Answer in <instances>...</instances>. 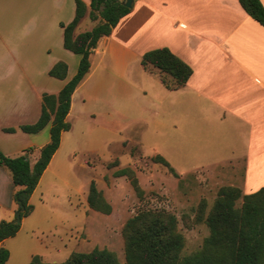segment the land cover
<instances>
[{"label":"rangeland","instance_id":"374dc122","mask_svg":"<svg viewBox=\"0 0 264 264\" xmlns=\"http://www.w3.org/2000/svg\"><path fill=\"white\" fill-rule=\"evenodd\" d=\"M97 23L84 18L76 34L90 31ZM29 50V62L19 63L9 79L0 82V91L18 88L25 92V125L38 120L35 112L38 114L41 107L42 95L57 94L75 75L80 59L64 50L60 29L43 35L38 47ZM90 61L93 72L82 81L73 101L68 119L71 129L64 134L58 153L32 194L34 211L25 217L23 232L4 244L9 251L7 264H28L37 255L49 263H61L72 253L94 249L114 253L124 264V226L144 210L175 217L177 232L184 239L181 256H187L199 251L209 236L206 219L220 190L236 188L242 196L247 194L242 188L243 163L233 162L232 156V152H241V146L225 136L214 137V131L198 130L183 115L179 117L173 106L176 97L163 88L157 91L153 84L143 85L144 90L137 91L140 86L131 74L135 61L129 67L115 63L109 48ZM58 62L68 68L64 81L48 75ZM24 137L19 143L23 153L30 155L32 168L36 157L32 151L49 137V128L39 138ZM156 156H161L177 176L154 163ZM1 169L2 191L9 192L7 178L12 185L11 175L7 168ZM121 169L133 172L143 192L141 198L129 179L115 177ZM92 181L111 207L109 215L88 207ZM1 202H7V194ZM241 205L242 197L234 207Z\"/></svg>","mask_w":264,"mask_h":264},{"label":"crops","instance_id":"0c3cea01","mask_svg":"<svg viewBox=\"0 0 264 264\" xmlns=\"http://www.w3.org/2000/svg\"><path fill=\"white\" fill-rule=\"evenodd\" d=\"M81 1L86 12L80 22L86 17L90 20L89 0ZM260 2L264 7V0ZM74 16L75 0H0V82L8 80L19 63L29 62V49L38 47L43 35L62 30L60 25L69 24ZM97 21L100 19L92 22ZM76 29L75 36L78 35ZM106 48L110 49L115 63L129 67L131 61H135L131 74L140 86V90L135 88L137 91H143V85L145 88L155 86L157 91L163 88L176 97L173 106L179 117L183 115L184 119L196 124L198 130L214 131V137L225 136L232 144L242 147L239 154L232 152V156L235 157L233 162L243 163L245 193L251 194L264 187V183H260L264 180V28L245 13L237 0H134L129 14L119 21L110 36L98 42L90 58L104 54ZM160 48L168 49L192 71L186 84L178 90L168 91L157 75L144 71L140 65L143 54ZM92 72L90 61L85 80ZM79 87L71 96L66 122ZM24 97L25 92L18 88L0 91V152L9 158L24 154L19 140H25V135L39 138L37 136L50 127L48 125L37 134L20 131V127L25 126ZM41 107L38 114L35 112V119L40 116ZM5 129L15 132L7 133ZM66 133L61 134L59 148L44 173L51 166ZM48 142L49 137H46L32 151L36 156L33 163ZM2 167L0 222H9L15 218L17 206L13 195L20 187L13 183L12 187L7 178L9 192L2 191ZM4 194H7L6 203L1 202ZM25 219H21L16 235L23 232ZM9 239L3 241V247ZM39 257L49 263L44 256Z\"/></svg>","mask_w":264,"mask_h":264},{"label":"trees","instance_id":"16d2710c","mask_svg":"<svg viewBox=\"0 0 264 264\" xmlns=\"http://www.w3.org/2000/svg\"><path fill=\"white\" fill-rule=\"evenodd\" d=\"M245 13L264 28V7L260 0H237ZM89 18L100 21L90 31L74 35V31L84 17L86 7L81 0H75V16L67 24H61L63 48L79 56L75 75L61 88L57 95L43 94L41 114L31 125L20 127L26 134H37L49 127V142L40 150L32 168L26 154L9 158L0 152V166L7 168L12 183L20 187L13 195L20 212V218L29 216L33 207L29 200L36 189L41 176L53 155L59 148L61 134L70 130L66 117L70 110L71 96L82 83L90 70V56L98 42L111 35L119 21L129 14L120 0H89ZM140 65L148 73L157 75L160 83L168 91L183 87L191 76V69L168 49L161 48L143 54ZM67 65L56 63L49 71L51 78L64 80ZM4 132L14 133V129ZM154 163L166 167L177 176L170 165L161 157L152 158ZM115 177L125 176L129 179L138 198L143 192L137 179L129 169L114 173ZM242 197L239 209L234 203ZM88 207L103 215L111 213V207L105 202L92 181L87 195ZM174 216L163 211L144 210L130 218L123 229L125 243L124 264H264V187L257 191L241 195L236 188H224L206 219L209 236L202 248L187 256H181L184 239L177 232ZM20 224L0 222V264H6L9 251L2 243L13 238L19 231ZM29 264H120L114 253L94 249L89 253H72L62 263H45L41 257H32Z\"/></svg>","mask_w":264,"mask_h":264},{"label":"water","instance_id":"95a60500","mask_svg":"<svg viewBox=\"0 0 264 264\" xmlns=\"http://www.w3.org/2000/svg\"><path fill=\"white\" fill-rule=\"evenodd\" d=\"M133 1L134 0H125L123 2L124 7L131 8ZM12 222L14 224H20L21 223L20 212H16L15 213V218H14V220Z\"/></svg>","mask_w":264,"mask_h":264}]
</instances>
